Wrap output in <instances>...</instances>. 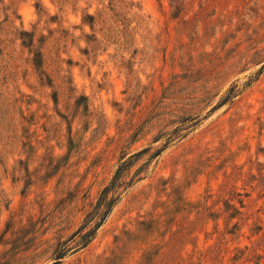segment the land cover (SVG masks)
Returning a JSON list of instances; mask_svg holds the SVG:
<instances>
[{
  "label": "rangeland",
  "instance_id": "rangeland-1",
  "mask_svg": "<svg viewBox=\"0 0 264 264\" xmlns=\"http://www.w3.org/2000/svg\"><path fill=\"white\" fill-rule=\"evenodd\" d=\"M62 242L58 264H264V0H0V264Z\"/></svg>",
  "mask_w": 264,
  "mask_h": 264
},
{
  "label": "trees",
  "instance_id": "trees-1",
  "mask_svg": "<svg viewBox=\"0 0 264 264\" xmlns=\"http://www.w3.org/2000/svg\"><path fill=\"white\" fill-rule=\"evenodd\" d=\"M234 92V86L230 87L226 99L232 96ZM168 141L169 140H167L166 143ZM144 151H146V149L139 151V153ZM124 167L125 164L120 165L115 171L114 175L108 181V183L103 186L91 210L86 213L83 220L84 223L75 232L80 236V244L86 245L94 237L96 230L103 224L115 204L119 201L122 192L129 186V184H131L132 181L127 182L124 178H122ZM234 212L235 214L239 213V211L237 210H235ZM238 227L239 223L236 222L232 225L231 229L233 231L230 230L228 232L232 233L236 231ZM68 250L69 248H67L65 243H59L54 251V261L51 264H58L60 258H62ZM219 254L220 253H218L217 256H219Z\"/></svg>",
  "mask_w": 264,
  "mask_h": 264
}]
</instances>
